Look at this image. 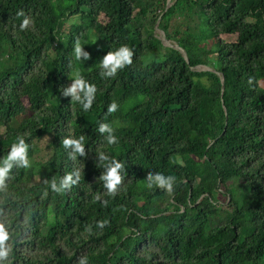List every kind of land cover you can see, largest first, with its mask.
Segmentation results:
<instances>
[{"label": "trees", "instance_id": "trees-1", "mask_svg": "<svg viewBox=\"0 0 264 264\" xmlns=\"http://www.w3.org/2000/svg\"><path fill=\"white\" fill-rule=\"evenodd\" d=\"M167 4L0 0V159L23 136L30 161L0 189L7 264H264V0ZM121 45L132 63L102 77L99 59ZM77 71L97 89L87 111L60 94ZM80 136L71 159L62 141ZM100 151L124 164L115 194ZM74 170L77 184L51 190ZM154 172L176 177L171 195L145 187Z\"/></svg>", "mask_w": 264, "mask_h": 264}, {"label": "clouds", "instance_id": "clouds-1", "mask_svg": "<svg viewBox=\"0 0 264 264\" xmlns=\"http://www.w3.org/2000/svg\"><path fill=\"white\" fill-rule=\"evenodd\" d=\"M16 15L22 17L19 24L20 30L28 28L32 23L30 18L25 15L23 9L19 10ZM74 57L81 64L90 58V54L84 51L80 41L77 39L73 45ZM134 53L127 45H121L112 51H107L99 59V67L101 69L100 75L102 77H114L119 69L124 68L126 65L132 63V57ZM83 57V60L81 59ZM95 84L89 83L80 75L79 71L73 73L71 83L60 89V94L65 97H70V100L80 105L81 109L87 111L91 108L96 96ZM118 105L115 101H112L106 109L108 114L117 111ZM99 133L104 134L103 139L107 145L118 144V137L114 134V128L111 124L105 122H99L96 129ZM63 147L68 150V155L71 159H75L78 156H84L85 144L84 137L78 138L65 137L62 141ZM29 144L25 142L23 136H17L15 142H13L7 152V154L0 159V189H6V180L9 177L11 170L16 168H28L30 167V161L28 159ZM97 160L100 166L103 168V172L99 176V179L103 182V187L108 194H115L117 186L121 183L122 172L124 171V164L105 154L104 151H100L96 154ZM80 180V172L74 170L65 174L59 179V182L55 178L48 181L49 187L55 192H61L69 189L72 185H75ZM145 187L152 189L153 186L162 189L167 194L173 193V185L176 182V177L173 175H164L161 172H154L146 175ZM99 199V196L95 197ZM106 204L107 201H101ZM106 221H98L96 226L103 228ZM87 230L91 231V226H87ZM10 240V230L8 222H0V264H7V258L10 254V247L6 243ZM80 264H86L85 259L80 260Z\"/></svg>", "mask_w": 264, "mask_h": 264}, {"label": "rangeland", "instance_id": "rangeland-1", "mask_svg": "<svg viewBox=\"0 0 264 264\" xmlns=\"http://www.w3.org/2000/svg\"><path fill=\"white\" fill-rule=\"evenodd\" d=\"M156 35L161 39V38H163V35L159 32V31H156ZM223 39L225 40V41H229V40H234L235 38L234 37H223ZM204 70H206V68H203V67H197L196 68V71H198V72H200V71H204ZM218 198H220V199H224V197L222 196V195H220V196H218Z\"/></svg>", "mask_w": 264, "mask_h": 264}, {"label": "water", "instance_id": "water-1", "mask_svg": "<svg viewBox=\"0 0 264 264\" xmlns=\"http://www.w3.org/2000/svg\"><path fill=\"white\" fill-rule=\"evenodd\" d=\"M169 6H170V0H168V4H167V7H169ZM161 34H162V33H161ZM162 35H163V34H162ZM160 40L162 41V43L164 44V46L172 47V48H174V49L180 51V49H179L176 45H171V44H169V43L164 39V37L161 38ZM181 52H182V51H181ZM183 55H184V54H183ZM185 59H186V58H185Z\"/></svg>", "mask_w": 264, "mask_h": 264}]
</instances>
